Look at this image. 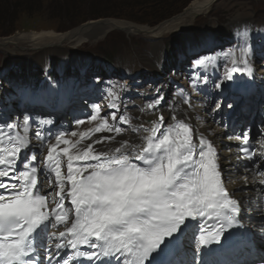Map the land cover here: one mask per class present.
<instances>
[{"label": "snow or ice", "instance_id": "6c2138e0", "mask_svg": "<svg viewBox=\"0 0 264 264\" xmlns=\"http://www.w3.org/2000/svg\"><path fill=\"white\" fill-rule=\"evenodd\" d=\"M251 52V45L232 50V66L223 65L228 80H234V73L252 76ZM192 76L196 83L195 71ZM208 79L207 74L199 77L202 83ZM222 83L223 79H218L213 85L221 93L232 86L221 88ZM27 100L46 102L43 97ZM163 100V95H158L149 103V109L158 108ZM92 107L94 112L88 120L77 119V126L99 118L101 124L90 132L119 135L124 129L117 123L130 122L123 114L117 121L120 109L115 103L109 105L115 111L105 116L100 115L98 104ZM108 116L113 124H109ZM23 123L29 124L28 114ZM148 123L153 126L146 129L152 133L147 145H130L128 155L112 157L96 151L94 144L111 141L112 136L98 137L93 144L77 148L81 141L73 142L70 137L79 135L83 139L88 133L59 131L53 136L49 131V138L43 140L47 155L37 163L35 152L30 153L18 170L27 145L17 141L9 147L0 146V264H42L41 249L46 264H69L73 251L84 258L82 264H188L186 254L180 258L185 241L195 240L200 232L199 242L207 244L205 228L214 231L213 239L219 247L203 254L197 249L191 264H232L227 257L246 246V233L228 232L223 243L220 237L229 228L243 227L239 219L243 204L224 186L214 146L203 137L194 144L191 126L180 122L172 128L165 124L162 112L157 120ZM14 126L15 121L0 124V145L4 136L9 141L14 139L11 132L4 131ZM44 135L43 131L34 133L37 140ZM238 139L243 142L238 151L252 160V168L264 174V165L254 158L257 148L249 146L250 140L255 145L259 139L260 148H264V133L252 138L245 131ZM69 145L75 154L70 153ZM115 152L120 153L121 148ZM64 156L66 172H62ZM89 161L95 162L94 166L86 163ZM42 168L51 189L44 194L39 176ZM260 183L264 185V180ZM66 201L74 213L70 224ZM61 224L63 230L49 231ZM41 238L45 243H39Z\"/></svg>", "mask_w": 264, "mask_h": 264}, {"label": "rangeland", "instance_id": "374dc122", "mask_svg": "<svg viewBox=\"0 0 264 264\" xmlns=\"http://www.w3.org/2000/svg\"><path fill=\"white\" fill-rule=\"evenodd\" d=\"M13 1L17 6L14 9L10 7L12 12L6 16L3 15L4 4L11 5L12 2L0 0V41L20 36L27 39L28 47L15 52V49L12 52L0 50V109H6L10 119H14L16 123H23L25 114L29 115L30 123L31 116L36 113L35 116L46 118L50 121V125L60 131L82 133L87 129L98 127L102 121L98 118L97 121L77 126L75 123L77 119L87 121L94 112L92 106L97 104L101 108L100 115L105 116L115 111L109 107L110 104L115 103L120 109L117 113V121L123 114L130 122L117 123V126L124 129L119 135L105 131L113 137L111 141L94 144V147H100L99 149L109 147L127 136L143 117L142 122L147 120L148 123L151 120L147 114L143 116L142 112L149 95L156 96L159 93L156 89L158 86L167 90L171 96H179L185 101H190L197 113H202L204 110L201 105L203 102L204 107L210 104L207 114H215L220 110V114L216 115L219 127L229 126L233 134L250 128L255 137L257 133L262 132L263 128L258 121H264V82H259L262 87L256 90H247L248 95L245 91L238 92L232 87L223 93L214 87V92L201 93L199 86L202 82L199 77L207 74L209 77L207 82L212 85L218 79H223L221 88L231 83L226 77V69L223 65L231 67L233 59L231 52L241 47L234 37V31L247 29L244 24L246 21L242 24L238 17L246 13L243 18L245 20L251 18L257 28L262 30L264 0H220L214 2L208 14L191 19L187 28L161 32L159 36L151 38L131 36L122 29L114 27L104 37L97 40L98 33V37H90L94 42H83L80 43L82 45L76 46L68 44V41L74 43L78 36L72 38L68 34L91 21L106 22L113 26H116L114 23L120 22L136 27L158 29L160 32L173 21L174 17L151 25L120 19L113 15L97 19L88 18L85 21L84 19L87 18L85 15L91 8L89 2L96 3L97 0H88V3L82 5L83 7L78 11L70 13L62 12L60 8L66 5L67 0ZM139 1L143 3V0H136ZM194 1L196 0L185 4V0L178 2L173 0V5L177 6L176 12L184 11L191 7ZM168 2L172 3V0ZM163 4L167 3L164 0L159 2L157 5L160 6L157 7L159 11L153 15L154 17L159 15L160 9L165 12L169 8V4L162 8L165 6ZM24 5L33 8V11L30 13L23 11ZM101 7L108 12L115 9L117 11L115 8L117 5L110 3L103 2ZM73 20L83 23L71 27ZM241 24L244 26H240ZM229 29L232 31H227ZM44 32L53 33L52 36L47 35L33 42L35 37H31L32 33ZM66 36H70L71 39L65 41ZM250 45L252 52L249 59L253 73L261 79L264 76V41L256 37ZM62 49L64 52H58ZM239 56L240 52L237 51V59ZM193 71L196 73V83H193ZM244 74L234 73L233 76L242 77ZM256 83L258 84V80ZM154 86L156 90H152ZM46 90H54L55 94L60 95V99L47 100L45 103L27 100V97L40 98V94ZM108 122L114 123L110 116ZM30 125L35 132H46L33 121ZM87 133L89 135L92 132ZM238 145L237 142L236 147ZM226 153L228 152L225 145L220 146V157Z\"/></svg>", "mask_w": 264, "mask_h": 264}, {"label": "bare ground", "instance_id": "6f19581e", "mask_svg": "<svg viewBox=\"0 0 264 264\" xmlns=\"http://www.w3.org/2000/svg\"><path fill=\"white\" fill-rule=\"evenodd\" d=\"M215 1L216 0L194 1L191 4V7L186 13V15H183L179 20L171 21V23L167 25V27L164 28V30L162 31L160 30V32H158L159 31L158 29H151L149 27L148 28L136 27L133 25H129V24L127 25L120 22L114 23L116 26L109 25V23L106 22H99V23L97 22V24H95L96 26H92V27L90 26L85 29L80 28L79 30L71 31L68 35H71L72 38L74 37L76 38V36H78V38L74 40V43L68 41V44H72L76 46L79 45L80 43L83 44V42H94L90 39V37L92 36L98 37V33H99V37L96 38L98 40L104 37V35L107 34L109 31H111L114 27H118L116 29H122L126 34L131 36L140 35V36H150L151 38L159 36L161 32L167 33L170 31H176L178 29L187 28L190 25L187 24L190 22L191 19L202 14L203 15L208 14L212 6L214 5ZM245 14H240L238 19L240 18V22H242V24L244 21H246L244 22V24L247 29H245L244 31L242 29L240 30L238 29L234 31V35H235L234 37L237 38L239 45L241 47L250 45V42L256 37H260L264 41V25L262 26V30H260L259 28H257L256 24L253 22L251 18H249L248 20H245L243 18V15ZM238 19L236 20V23ZM242 24L240 26H244ZM227 31H232V30L229 29ZM52 33L53 32H48V33L44 32L42 34L32 33L31 37L32 36L35 37L33 39L34 42V41H39L41 37L44 36L46 37L47 35H51ZM68 39H71L70 36H66L65 41H67ZM26 42L27 39L20 36L11 38L9 40L0 41V50H4L5 52H12L14 49H15L14 52L18 50H23L28 47V42L27 43ZM62 44L65 43L62 42ZM32 45L36 46L34 44ZM58 52L62 53L64 52V50L63 49L58 50ZM250 66L252 67L251 61H250ZM237 78L239 80H237ZM256 80H258V84L256 83ZM259 82L260 83L264 82V76H262L261 79H259V77H256L254 73L252 74L251 77L248 76L247 73H245L242 77L238 76L234 78V80H232L229 85H232L231 87L235 91L242 93H244L245 91L246 95H248L247 90H252V89L256 90V88L260 86L262 87V85ZM199 87L201 93L214 92L213 85L210 82L202 83L200 84ZM155 88L156 87L154 86L152 90L157 89ZM160 89L161 88H159L158 90ZM154 95L155 94L149 95V97L147 98L146 103L144 105V111L142 112L143 116L147 114L148 117L151 119L150 121H155L162 112L164 116L165 124L171 126L172 128H175L176 125L180 122H186L192 128V139L194 144H198L199 138L203 137L204 140L210 142L214 146V150L218 156V164L223 173L224 186L226 187V189L230 191V193L234 195V197L240 199V201L244 205L245 211L253 218V226L256 225V231L259 237L258 239L259 245L261 250L264 251V243H263L264 192L261 191V188H264V185H261L260 183L262 180H264V174L259 173L258 169L252 168L250 165H245L249 163L243 162L239 157V151H238V147H236V144L237 142L241 144L242 140L238 139V137H241L245 133V130H239V132H234L233 134L232 129L229 128V126L226 128L219 127L218 125L219 123H218V119L216 118V115L220 114V110H218L215 114L214 113L207 114V110L210 109L209 103L206 105V107L203 106L205 105L204 102L203 104L200 103L204 110L202 111V113L199 112L197 113L192 108L190 101H188V103H185L184 99L180 98L179 96H175V97L171 96L170 93L168 94L167 90L165 89H162L161 92L159 91V93L156 96ZM158 95H163L164 100L160 103L158 108L154 107L153 109H149L148 107L149 103L153 101ZM59 96H60L59 94H55L54 90H46L45 92L40 94V97H43L46 101L47 100L58 101L60 99ZM169 104L173 106L172 109H169L168 107ZM35 115L36 113L31 116L30 123H32L33 121L41 129L46 131L44 137L41 140H37L35 138L34 136L35 130L34 128H31L30 123L26 126L24 125V123L15 122V126L8 130L13 131L14 139L16 138L17 141H20L25 145H27V147H25V149L22 152V159L23 160L26 159L30 153L35 152L37 156V163H39V161L43 159V156L47 155V146L43 143V140L49 138L48 132L50 131L54 136L60 130L54 128L53 125H50V121H48L46 118L42 119L41 116L37 117ZM173 115H175V119H173ZM46 117H48V115H46ZM143 118L142 120H144ZM142 120L138 121L137 126L134 127L127 136L122 137V139H120L119 142L112 145V147H104L102 149H99L100 147H95L96 151L104 152L108 156L115 157L120 155H128L132 151V149L129 147L130 145H135L136 148H139L141 145L146 146L148 143L147 137L152 135V133L150 131H146V129H150L153 125L147 123L146 122L147 120L145 122H142ZM11 121H14V119L13 120L10 119L8 111L4 108L0 109V124L8 123ZM258 122L260 126L263 128L262 132L259 133H264V121L259 120ZM140 125H144V127L141 128ZM211 129L213 130L212 132ZM165 130L166 129H161V131H165ZM88 131L89 129H87L83 133H87ZM252 131H253L252 128L248 130L250 136L254 138ZM105 136H109L108 134L105 133V131L99 133L92 132L83 139H81V137L78 135L76 137H70V140L73 142L76 140H80L81 143L76 145V147L83 148L88 144H93V142L98 137H105ZM257 136L258 133L256 137ZM224 140H226L227 142ZM125 141H127L128 144H125ZM260 143L261 141L257 139L256 145L259 148V153L257 155V158L260 159L261 165H264V148H260ZM224 145L228 153L224 154L223 157L222 156L220 157V146H224ZM60 147L63 148L65 146L60 145ZM68 147L70 153L75 154V149H73L71 145H69ZM116 148H121V152L120 153L115 152ZM66 162H67V157L64 156L62 159V172H66V168H67ZM78 163H82V162L74 161V164H78ZM86 163L92 164L93 166L95 164V162L93 161H89ZM136 163L139 164L140 162L136 161ZM90 171L91 168H89V172ZM44 172L45 170L42 168L40 180L43 181L42 190L47 193L51 191V189L48 188L47 182L45 180ZM87 174L88 173H84V175ZM257 209L259 211H257ZM196 250L194 247H192V241H190L189 246L184 252V254H186V259L188 261V264H191L193 253H195ZM240 260L246 261L247 258H245V256H240L238 263H240Z\"/></svg>", "mask_w": 264, "mask_h": 264}, {"label": "trees", "instance_id": "16d2710c", "mask_svg": "<svg viewBox=\"0 0 264 264\" xmlns=\"http://www.w3.org/2000/svg\"><path fill=\"white\" fill-rule=\"evenodd\" d=\"M164 1L167 4H163L165 6H163L162 8L166 7L168 4H169L168 5L169 8H167L165 12H163L160 9L159 15L154 17L153 15L159 11V10L157 11V7H160V6H157V5L159 4V2H162V0H143V3L140 1L136 2V0H97L96 3L89 2V5L91 6V8H89L90 10H88V13L85 15V18L86 17L87 18L84 20L87 21L88 18L97 19L101 17H106V15H113V16H117V18H120V19H127V20L137 22L140 24L143 23V24L151 25V24H155L156 22L157 23L161 22L162 20L166 18L170 19L183 12V10H178L176 12L177 6H174L175 4L173 5V0H172V3H169L168 2L169 0H164ZM178 1H181V0H175V2H178ZM190 1H193V0H185V4L189 3ZM11 2H12L11 5L6 4V3L4 4L3 15H6V16L10 15V13L12 12V9H10V7L14 9L15 6H17L15 5V2L13 0H11ZM103 2L117 5V7H115L117 8V11H115L116 10L115 9L114 11L110 10L108 12L106 9H103V7H101V3ZM86 3H88V0H70V1L67 0L66 5H63L60 8L62 12L65 11V12L70 13V12H74L75 10L78 11L79 8H82L83 7L82 5ZM118 8L120 9V11ZM22 9L23 11L27 13H30V11H33V8L29 7L28 5H24ZM34 11H38V9H34ZM71 23H73L71 27H75L83 22L77 23L76 21L74 22L73 20Z\"/></svg>", "mask_w": 264, "mask_h": 264}, {"label": "water", "instance_id": "95a60500", "mask_svg": "<svg viewBox=\"0 0 264 264\" xmlns=\"http://www.w3.org/2000/svg\"><path fill=\"white\" fill-rule=\"evenodd\" d=\"M216 1H219V0H216ZM216 1H215V2H216ZM189 9H190V7H188L187 9H185L182 13H180V14L174 16L173 21L179 20L183 15H186V13L188 12ZM98 23H99V22H98ZM95 24H97V22H93V21H91V22H88V23H86L85 25L81 26L80 28H81V29H85V28H88V27L93 26V25H95Z\"/></svg>", "mask_w": 264, "mask_h": 264}]
</instances>
